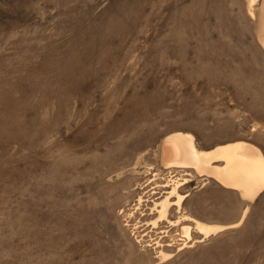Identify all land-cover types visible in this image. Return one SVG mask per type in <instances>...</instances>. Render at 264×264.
<instances>
[{"label": "rangeland", "instance_id": "obj_1", "mask_svg": "<svg viewBox=\"0 0 264 264\" xmlns=\"http://www.w3.org/2000/svg\"><path fill=\"white\" fill-rule=\"evenodd\" d=\"M247 3L0 0V264H264V190L250 200L185 176L169 220L224 228L179 248L178 224H153L168 194L136 165L179 132L264 154V46Z\"/></svg>", "mask_w": 264, "mask_h": 264}, {"label": "bare ground", "instance_id": "obj_2", "mask_svg": "<svg viewBox=\"0 0 264 264\" xmlns=\"http://www.w3.org/2000/svg\"><path fill=\"white\" fill-rule=\"evenodd\" d=\"M259 1L258 3V0H248L247 4L250 15L256 19L258 40L264 46V0ZM148 153L138 157L136 165L144 163L146 175H152V179L149 181L155 183L153 192L160 190L168 194L164 200L155 203L151 209L152 212L156 211L158 214V219L153 221V224L157 225L162 220L173 225L178 224L180 228L177 233L182 239L177 244L179 248H183L188 240H197L193 237V230L202 236L200 237L201 240L224 228L220 225L201 222L184 214L177 217V220H169L168 215L171 210L176 209L180 212L183 208V201L187 195L181 194L180 190L191 181L185 176L198 174L205 176L206 179L213 177L224 187L237 189L243 198L250 200H253L264 190V154L259 147L246 141L224 143L207 151L197 148L195 137L192 134L179 132L164 138L160 146L154 151V158L148 156L146 159L145 156ZM218 161H221L222 164H216ZM162 178L167 180L166 183L158 184V180ZM172 197H175L176 201H171ZM142 199L141 196L139 205ZM246 212L247 210H245L244 216L238 224L242 222ZM184 221L190 223L184 224ZM170 236L171 238L166 244L158 242L159 245L169 246L166 249L159 248L157 250L156 256L160 258V262L171 258L173 255L172 250L174 248L170 246L175 245L176 237L174 234Z\"/></svg>", "mask_w": 264, "mask_h": 264}]
</instances>
